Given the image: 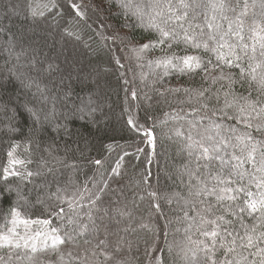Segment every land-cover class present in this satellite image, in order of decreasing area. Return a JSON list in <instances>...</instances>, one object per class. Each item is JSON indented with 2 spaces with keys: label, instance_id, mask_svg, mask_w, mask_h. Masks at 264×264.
Returning <instances> with one entry per match:
<instances>
[{
  "label": "snow or ice",
  "instance_id": "1",
  "mask_svg": "<svg viewBox=\"0 0 264 264\" xmlns=\"http://www.w3.org/2000/svg\"><path fill=\"white\" fill-rule=\"evenodd\" d=\"M112 2L102 0V4ZM117 6L126 19L135 18L140 26L157 34L155 41L131 46L137 59H142L147 51L166 46L161 48L164 55L148 61L150 68L162 69L165 75L169 70L182 74L201 70L205 73L203 79L210 81L208 87L181 86L165 90L184 94L185 98L178 101L180 107L165 113L161 123L167 125L172 121L176 125L169 128V138H176L180 151L187 153L189 161L179 173L182 180L187 178V194L173 193L169 198L170 202L175 200L181 213L177 222L183 225V238L168 245V254H174L176 264H264V0H118ZM70 7L77 17L86 18L81 4L71 2ZM93 8L101 10L100 6L93 5ZM43 14L42 11L33 13ZM68 34L79 39L74 32ZM97 35L117 46L129 39L119 30L111 35ZM178 43L185 45V51L192 48L211 53L215 63L209 59L205 66L200 55L169 54L167 50ZM6 44L14 51L18 41L13 36ZM19 56L17 54V61ZM113 59L123 67L118 57ZM8 71L20 80L15 67ZM213 72L218 74L212 75ZM12 83L11 79L5 80L0 88ZM20 83L30 88L34 81L29 78ZM216 85L219 86L214 88ZM36 86L42 91L39 84ZM165 92L160 95L164 96ZM132 96L136 97L135 91ZM21 108L33 125H41L42 109L28 103H23ZM128 124L143 133L154 154L155 123L149 128L130 118ZM62 127L67 132L66 126L60 124L56 125V130ZM34 130L37 129H30V133ZM70 150V146L65 145V156L61 157L54 155L55 144L45 148L52 160L43 163L53 165L47 171L52 172L57 165L75 169L76 162L68 161ZM8 156L10 166L25 163L15 158L13 152ZM93 163L102 165L99 159ZM119 167L117 164L111 175L102 177L99 183L89 178L91 187L89 181H85L69 191L76 183L71 179L65 187H57L51 196L58 203L46 207L48 218H22L16 207H10L12 227L0 235V249L8 251L0 255V264H36L37 253L55 255L60 264H89V253L93 257L103 256L104 264H127L118 254L125 246L130 250L132 241L119 233L136 231L132 227L134 210L139 207L136 200L143 201L145 196L133 192L129 198L123 186L110 188L112 177L121 174ZM39 175V171L27 168L24 171L4 169L5 181L8 176H16L31 182L33 176ZM144 182L148 183L147 176ZM13 194L18 199L24 198L19 188L10 185L0 188V203L11 204ZM106 195H109L107 202ZM147 196L153 201L157 199L156 192L149 191ZM129 203L133 207H129ZM152 207L159 210L160 206L153 203ZM54 220L57 223L54 224ZM18 225H23L22 234L17 231ZM33 225L37 227L32 228ZM138 227L155 235L146 223ZM112 235L117 237L114 242L109 241ZM164 236L167 241V232ZM81 240L88 246L81 253L73 255L71 250L63 251L65 245L78 247ZM163 251L154 243L149 253L150 261L167 264ZM48 264L55 262L50 260Z\"/></svg>",
  "mask_w": 264,
  "mask_h": 264
},
{
  "label": "trees",
  "instance_id": "2",
  "mask_svg": "<svg viewBox=\"0 0 264 264\" xmlns=\"http://www.w3.org/2000/svg\"><path fill=\"white\" fill-rule=\"evenodd\" d=\"M71 2L83 6L86 18L75 15L70 7ZM117 4L118 0H113L111 4H102V0H0V36L3 38L0 42V83L8 79L13 82L6 88H0V188L8 185L19 188L24 197L18 199L13 194L11 204L0 203V235L12 227L10 207H16L22 218H48L46 207L58 203L51 196L57 187H65L70 179L76 183L69 191L76 185L82 186L89 178L99 183L102 177H109L112 169L119 164L118 171L121 174L112 177L110 188L123 186L129 198L133 192L145 196L143 201L136 200L139 207L135 208V219L132 221L136 231L119 233L132 241L130 250L125 246L118 254L119 258L126 260L127 264H154V261H150L149 253L155 243L156 247L164 250L167 264H176L174 254L169 255L167 248L183 238V225L177 222L181 213L175 200L170 202L169 198L173 193L187 194V178L182 180L179 173L189 161L187 153L180 151L176 138H169V128L176 125L172 121L164 125L161 121L165 119V113L180 107L178 101L185 97L183 93L171 94L165 90L181 86L208 87L210 81L203 79L205 73L201 70L194 74L169 70L165 75L162 69L150 68L148 61L164 55L161 48L166 46L147 51L142 59H137L130 50L131 46L155 41L157 34L140 26L135 18L126 19ZM93 5L100 6L101 10L95 11ZM41 11L43 15H33ZM125 24L128 26L125 27ZM115 30L129 39L117 46L97 35H111ZM56 32L59 42L63 45L68 43V46L78 50L79 56L77 59L74 56L75 62H66L67 58L60 52L59 44L50 43V37ZM68 32L78 34L79 39ZM13 36L18 41L14 51L6 44ZM167 51L180 56L200 55L204 58L205 66L209 59L215 63L211 53L192 48L185 51L183 43L174 44ZM17 54H20L19 61L16 59ZM114 56L120 59L123 67L115 63ZM79 58L88 61V72L84 73L80 67ZM3 65L6 67L2 68ZM13 67L20 80L24 78L27 82L31 78L36 85L39 84V88L41 86L42 91H38L37 86L33 89L24 88L9 73L8 70ZM69 73L74 78H70ZM100 74L103 75L102 80ZM133 91L136 93L135 98L132 96ZM161 92H165V95L161 96ZM49 96L54 99V105L46 104ZM23 103L43 110L40 112L42 127L33 125L32 119L21 108ZM45 115L48 116L47 120L44 119ZM130 118L138 125L149 128L155 123L154 154L143 133L128 124ZM57 124L66 126L67 132L63 127L57 131ZM13 128L16 130L13 131ZM30 129L37 130L30 133ZM53 144L56 145L54 155L61 157L65 156V145L70 146L67 157L68 161L76 162L75 169L57 165L52 172L47 171L53 165L43 163L52 160L45 148ZM137 149H143V152H137ZM9 152L23 160L24 165L10 166ZM97 159L102 161V165L93 163ZM6 167L19 171L27 168L33 172L39 171L41 175L33 176L31 182L22 181L16 176H8L5 181ZM146 176L147 184L144 182ZM149 191L157 193L155 201L147 196ZM104 199L107 202L109 195ZM153 203H159V210L152 207ZM129 207L133 205L129 203ZM53 223L57 222L54 220ZM140 223L148 224L155 235L140 229ZM17 231L22 234L23 225H18ZM100 238H103V234ZM116 239L115 235L109 236L110 242ZM86 247L81 240L78 247L65 245L63 251L67 253L71 250L73 255H77ZM7 251V248L0 249V255H6ZM88 259L89 264H104V258L99 254L93 257L89 253ZM50 260L60 264L55 255L36 254V264H48Z\"/></svg>",
  "mask_w": 264,
  "mask_h": 264
},
{
  "label": "rangeland",
  "instance_id": "3",
  "mask_svg": "<svg viewBox=\"0 0 264 264\" xmlns=\"http://www.w3.org/2000/svg\"><path fill=\"white\" fill-rule=\"evenodd\" d=\"M53 28V27H52ZM57 31V30H56ZM51 32H53V30L51 29ZM51 35H52V33H51ZM50 39H51V41H50V43L51 44H54V43H56V44H59V47L61 48V50H60V52L61 53H63L65 56H66V62H68L69 60H72V61H74V56H76V59H77V56H79V54H77L78 53V50L77 49H75L74 47L72 48V47H70V46H68L69 44L67 43V44H65L64 43V45H63V43H61V42H59L60 40H59V37L57 36V32L55 33V35L53 36H51L50 37ZM58 41H57V40ZM3 41V38L1 39V36H0V42H2ZM52 46H54V45H52ZM7 48V47H6ZM76 59H75V61H76ZM74 61V62H75ZM79 61H80V67L83 69V71H84V73H86V72H88V70L87 69H89V65H88V61L87 60H85L84 58L83 59H80L79 58ZM4 67H6V66H2V68H4ZM63 68V67H62ZM64 69V68H63ZM3 70V69H2ZM92 70H94V72H96L97 71V69H92ZM6 72V71H5ZM21 74V73H20ZM22 78L24 77L23 75L21 76ZM69 77L70 78H74L73 77V75L71 74V73H69ZM103 79V75L102 74H100V80H102ZM23 80H24V78H23ZM25 81V80H24ZM18 82H20V80H18ZM26 82V81H25ZM34 86H36V84L35 83H33L32 84V86L30 87V88H34ZM25 88V87H24ZM40 88H41V86H40ZM27 89V88H26ZM29 89V88H28ZM53 98H52V96H49L48 97V99L45 101L46 102V104H48V105H54L53 104ZM58 103H56V105H57Z\"/></svg>",
  "mask_w": 264,
  "mask_h": 264
}]
</instances>
